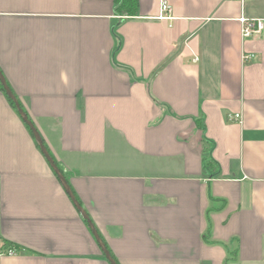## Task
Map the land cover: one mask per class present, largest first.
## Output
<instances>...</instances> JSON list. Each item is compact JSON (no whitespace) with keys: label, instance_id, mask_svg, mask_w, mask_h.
Wrapping results in <instances>:
<instances>
[{"label":"crops","instance_id":"crops-1","mask_svg":"<svg viewBox=\"0 0 264 264\" xmlns=\"http://www.w3.org/2000/svg\"><path fill=\"white\" fill-rule=\"evenodd\" d=\"M159 1L0 0V75L115 264H264V0ZM8 100L0 264H109Z\"/></svg>","mask_w":264,"mask_h":264},{"label":"water","instance_id":"water-1","mask_svg":"<svg viewBox=\"0 0 264 264\" xmlns=\"http://www.w3.org/2000/svg\"><path fill=\"white\" fill-rule=\"evenodd\" d=\"M0 83L6 93V95L8 96V98L14 103L18 114L21 116L22 120L24 121V123L28 126L29 130L31 131L34 139L37 142V145L42 153V155L44 156V158L46 159V161L49 163L50 167L52 168L53 172L56 174V176L58 177L59 181L62 183L66 193L69 195L70 199L72 200V202L74 203V205L76 206L77 210L79 211V213L81 214L82 218L84 220H86L88 222V224L90 225L91 229H92V233L97 241V243L100 245L102 252L104 253L105 259L109 262V264H115V262L113 261V259L111 258L109 252L106 250V247L102 244L100 238L98 237L96 231L94 230V228L92 227L88 217L85 215L84 211L81 209V207L79 206L78 202L76 201V199L74 198V196L72 195V192L70 190V187L68 186L63 174L60 172L59 168L57 167V165L54 163L53 159L51 158V156L49 155V153L47 152L46 148L43 145L42 139L40 137V135L38 134V132L36 131V129L34 128L33 124L28 120L27 115L23 112V110L20 108V105L17 103V101L14 99V97L12 96V94L10 93V91L8 90L6 83L3 79V77L0 75Z\"/></svg>","mask_w":264,"mask_h":264},{"label":"built area","instance_id":"built-area-1","mask_svg":"<svg viewBox=\"0 0 264 264\" xmlns=\"http://www.w3.org/2000/svg\"><path fill=\"white\" fill-rule=\"evenodd\" d=\"M156 21H172V8L167 0L159 1V12L158 15L153 18ZM241 25V36L243 39H248L254 36L261 34L263 29V23L259 20H248L244 17L238 19ZM235 119H238V115L234 116ZM9 254H13V251H9Z\"/></svg>","mask_w":264,"mask_h":264},{"label":"trees","instance_id":"trees-1","mask_svg":"<svg viewBox=\"0 0 264 264\" xmlns=\"http://www.w3.org/2000/svg\"><path fill=\"white\" fill-rule=\"evenodd\" d=\"M113 4H114V11L116 14L118 15H124V16H135L137 13V5H138V0H112ZM0 87H2L1 83H0ZM10 103V106L14 109V111L16 113L17 109L14 105V103L11 100H8ZM20 108L22 109V107L20 106ZM23 110V109H22ZM23 112L25 113V111L23 110ZM26 114V113H25ZM19 115V114H18ZM21 117V116H20ZM28 120L30 121V119L28 118ZM25 124V123H24ZM26 128L28 129V131L30 132V134L32 135L31 131L29 130L28 126L25 124ZM33 137V135H32ZM50 155V154H49ZM51 156V155H50ZM52 158V157H51ZM54 161V160H53ZM54 163L56 164V162L54 161ZM210 161L207 160L206 161V165L205 167L207 168V166L209 165ZM57 165V164H56ZM58 167V165H57ZM59 168V167H58ZM60 172L62 173L61 169L59 168ZM102 244L106 247V245L104 244L103 241H101ZM8 246L12 249H16L19 250V248L17 246H13L8 244ZM107 248V247H106ZM108 250V248H107ZM110 252V251H109ZM110 255L112 256L111 252ZM112 259L114 260V257L112 256Z\"/></svg>","mask_w":264,"mask_h":264}]
</instances>
